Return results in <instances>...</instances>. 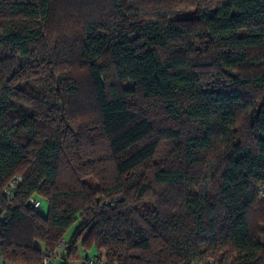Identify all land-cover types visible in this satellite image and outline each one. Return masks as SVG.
Returning a JSON list of instances; mask_svg holds the SVG:
<instances>
[{"label": "trees", "instance_id": "obj_1", "mask_svg": "<svg viewBox=\"0 0 264 264\" xmlns=\"http://www.w3.org/2000/svg\"><path fill=\"white\" fill-rule=\"evenodd\" d=\"M85 1L0 0L4 259L264 264V0Z\"/></svg>", "mask_w": 264, "mask_h": 264}, {"label": "rangeland", "instance_id": "obj_2", "mask_svg": "<svg viewBox=\"0 0 264 264\" xmlns=\"http://www.w3.org/2000/svg\"><path fill=\"white\" fill-rule=\"evenodd\" d=\"M93 1V5H89L91 4V1L88 2V4L83 5L80 9H74V6H70L68 8L67 4L64 5L62 2H58L55 6L54 9V17L52 20V24H51V33L48 36V42L50 43L52 48H57L60 52L59 54H63L69 51L70 46L72 44L73 38L75 35H79L80 29L81 27H79V18L81 19V21H86V19L89 16H97V17H102L104 15V10L106 9V6L108 5V0H92ZM143 4H146V2L148 0H140ZM154 1V0H152ZM87 2V0L85 1ZM97 3V5L95 6L94 4ZM88 7H90V10L88 9ZM72 9V10H71ZM72 15V16H70ZM76 15L79 17L78 18V23L77 25H75L73 32L75 33V35L70 38L71 41L70 42H65L64 40H59L60 37H62L63 35L67 34L70 35V30L68 29V27H65V29L63 28V22L66 18L68 17H73L74 19L76 18ZM73 21V20H72ZM72 21H70L72 23ZM58 46V47H56ZM61 47H63V49H61ZM57 50V51H58ZM79 66V65H78ZM79 69L74 70L75 73L78 72ZM79 74L83 77H85V73L83 70H79ZM83 88V87H81ZM84 90L80 93L79 98L73 100L72 104H75L76 106L85 107V105L87 104V87L84 86L83 88ZM42 209L44 212H48V202L46 200H42ZM95 253L94 249L92 250L91 255H93Z\"/></svg>", "mask_w": 264, "mask_h": 264}, {"label": "built area", "instance_id": "obj_3", "mask_svg": "<svg viewBox=\"0 0 264 264\" xmlns=\"http://www.w3.org/2000/svg\"><path fill=\"white\" fill-rule=\"evenodd\" d=\"M21 179H14L9 187L6 188V196L11 199L14 196L15 190L17 188V185ZM31 204L36 209L42 208V202L40 200L31 199ZM69 241L64 239L60 241L55 249H48L46 247L43 248L42 251V264H54L56 259L62 255L64 250L68 247ZM67 264H72V261H69ZM82 264H108L106 261V258L104 256H101L99 253H94L93 255H87L82 259ZM200 264H206V263H200ZM209 264H213L212 261H210Z\"/></svg>", "mask_w": 264, "mask_h": 264}, {"label": "crops", "instance_id": "obj_4", "mask_svg": "<svg viewBox=\"0 0 264 264\" xmlns=\"http://www.w3.org/2000/svg\"><path fill=\"white\" fill-rule=\"evenodd\" d=\"M94 249L95 253H97V249L96 248H92L90 250H86L84 248H80L78 253L76 254V258L72 260V264H82V259L87 256L88 254L91 255L92 250ZM65 261L63 259V256H60L56 259V261L54 262V264H64ZM0 264H23L21 262H13V261H6L4 259V257L2 256V254L0 253Z\"/></svg>", "mask_w": 264, "mask_h": 264}]
</instances>
